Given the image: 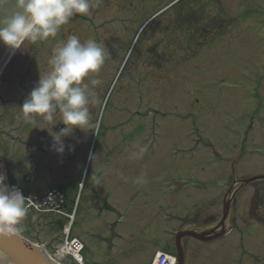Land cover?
Instances as JSON below:
<instances>
[{
  "label": "rangeland",
  "instance_id": "rangeland-1",
  "mask_svg": "<svg viewBox=\"0 0 264 264\" xmlns=\"http://www.w3.org/2000/svg\"><path fill=\"white\" fill-rule=\"evenodd\" d=\"M173 1L102 0L89 14L75 15L62 25L55 37L35 43L26 41L0 80V158L7 163L13 182L27 183L25 187L30 191L67 186L73 200L84 176L86 188L80 191L81 201L82 191L84 198L93 187L104 193L108 183L101 184L100 180L118 177L122 182L115 184L114 191L123 184L128 192H146L155 202L158 217L126 225L134 238L131 232H124L122 242H115L112 259L122 264H147L154 251L161 250L159 246H167L166 251L171 252L168 247L173 245V236L181 224L178 218L191 220L202 214L200 224L203 213L215 215L210 221L222 217L223 199L232 184L234 158L243 154L242 137L255 116L256 129L249 143L264 145V0H215L221 18L230 21L223 24L226 33L188 61L176 60L165 63L161 71L154 70L150 66L156 63L149 60L159 53L153 54L152 47L161 44L163 48L170 42L162 40L168 38L158 30L160 19L174 11L170 9L156 20L154 15ZM126 20L135 21L128 32L119 29ZM147 21L152 23L141 29ZM113 24L119 30L118 42L111 48L104 46L102 68L85 81L96 100L88 105L89 125L62 137L65 151L58 154L52 150L51 134L65 127L59 113L52 124L37 117L33 125L23 119L20 107L41 74L50 70L48 60L55 47L70 35H76L82 43L93 39V35L97 38ZM179 42L177 46L173 40L163 52L177 53L179 57ZM91 78L102 83L93 86ZM144 146L147 151L134 158L138 148ZM93 156L94 160L90 158ZM31 161L35 162V170ZM248 161L250 167H255L253 175L264 174V152L255 153ZM250 167L236 171L238 175L248 174L252 172ZM25 176L32 181L26 182ZM138 178L143 182L137 183ZM254 189L264 193V184ZM252 195L251 187L240 191L233 210L232 218L242 235L235 231L229 240L213 249L189 242L190 259L197 257L189 264H204V259L214 254L217 260L218 256L224 257L225 264H230L229 259L239 260L234 264H253L240 259L239 254L246 251L257 254L259 263L264 264V228L250 225L247 215ZM29 217L35 222L39 219L44 242L51 243L60 235L59 229L54 232L46 226L48 220L44 222L43 217L29 213L20 221L23 236H27V230H40ZM79 220L78 217L72 227L74 233L83 228L85 233L93 232L90 225ZM40 233L31 232L30 237L37 241ZM241 241L246 251H239ZM221 249L224 254L217 252ZM83 257L86 264H93V245L87 247ZM108 260L98 262L108 264ZM64 264L74 263L67 259Z\"/></svg>",
  "mask_w": 264,
  "mask_h": 264
},
{
  "label": "clouds",
  "instance_id": "clouds-1",
  "mask_svg": "<svg viewBox=\"0 0 264 264\" xmlns=\"http://www.w3.org/2000/svg\"><path fill=\"white\" fill-rule=\"evenodd\" d=\"M102 0H16L17 11L0 22V41L10 50L21 49L25 41L33 43L55 37L62 25L75 15H87ZM105 62V50L95 40L82 43L76 35H70L66 41L54 48L48 60L50 70L41 74L37 85L20 107L23 119L37 124V117L47 124L54 122L59 113L65 127L53 132L52 150L63 154L65 145L62 137L71 134L74 129H83L89 125L88 105L95 103V92H89L86 80L100 71ZM90 83L98 86L102 81L91 78ZM91 96V101H90ZM147 147H139L134 158H139ZM94 160V156L90 157ZM0 176V225L8 232L17 231L11 227L17 225L28 212L25 197L19 190H9ZM141 183L142 178H138ZM52 197L50 196L49 199Z\"/></svg>",
  "mask_w": 264,
  "mask_h": 264
},
{
  "label": "crops",
  "instance_id": "crops-1",
  "mask_svg": "<svg viewBox=\"0 0 264 264\" xmlns=\"http://www.w3.org/2000/svg\"><path fill=\"white\" fill-rule=\"evenodd\" d=\"M105 182L108 184L105 186L107 189L104 193L92 186L93 188L84 198L83 191L78 207L76 220L79 217V222L90 225L93 232L85 233L83 228L77 230L76 233L73 231V234L84 242L85 251L87 247L93 245V264H99L98 260L100 259L102 262H107V259H109L108 264H122L120 260L116 261L112 258L115 242H122L125 237L123 233L125 232L127 235L131 232L126 225L130 227L135 222L146 223L149 218L158 217L159 209L155 202L149 199L146 192L130 193L124 188L123 184H118L119 189L114 191L115 184L122 182L118 177H114L113 180H100L101 184ZM10 183L13 187L30 191L25 187L27 183L17 184L11 178ZM98 188L100 187L98 186ZM64 224V221L58 220L56 231L61 229V232ZM132 237L134 238L133 235ZM158 249L165 248L159 246ZM156 250L152 255V259L155 253L159 251ZM151 261L147 264H150Z\"/></svg>",
  "mask_w": 264,
  "mask_h": 264
},
{
  "label": "water",
  "instance_id": "water-1",
  "mask_svg": "<svg viewBox=\"0 0 264 264\" xmlns=\"http://www.w3.org/2000/svg\"><path fill=\"white\" fill-rule=\"evenodd\" d=\"M16 11V0H0V22L9 18ZM13 52L14 51L10 50L2 41H0V73L6 66ZM259 180H264V176L251 179L250 181H245L242 184H249L250 182H255ZM231 202V199H229L226 203L222 224L228 219L231 209ZM256 204L257 197L255 196L251 203L250 218L262 221V219L256 216ZM187 235L194 236L197 238L199 236L193 232L181 233L178 236L177 243L179 244L180 240ZM0 264L53 263H51L40 250L34 248L28 242L24 241L23 239L17 236L9 235V233L4 230V228L0 227ZM179 264H184L182 254H180Z\"/></svg>",
  "mask_w": 264,
  "mask_h": 264
},
{
  "label": "flooded vegetation",
  "instance_id": "flooded-vegetation-1",
  "mask_svg": "<svg viewBox=\"0 0 264 264\" xmlns=\"http://www.w3.org/2000/svg\"><path fill=\"white\" fill-rule=\"evenodd\" d=\"M208 1L209 0H204V2H208ZM213 16H217V15H213ZM170 18H171L170 21H173V24L172 25L176 28L177 27V22H178L177 14L171 15ZM114 22H116V21H114ZM122 22L126 23V25L125 26H122V27L120 26L121 28H119V29L122 30V31H124V32H128L135 25V21H132V20L131 21H127L126 20V21H122ZM173 31H175L177 33V31L175 29H173ZM107 32H111L109 37L106 36V33ZM118 32H119V30L116 27V24H113V25H111L110 30H106V31H101L100 32V34L96 38V42L100 46H102L104 48V50H105V47L104 46H106V47L109 46V48H111V45H114L115 43L118 42V40H117ZM161 32H163V29L161 30ZM159 48L161 50L158 51ZM166 48H168V47H163L162 48V45L161 44H158V45H155V46L152 47L153 54H158L159 53V55H156V56L153 55L150 58L149 62L150 63H152V62L153 63H156L155 66L156 67L159 66V69L161 68V64H162V62H161V55L160 54H162L163 51ZM142 90H143V87H142ZM254 121H255V117H253V119L251 120V123H253ZM242 138L245 140L244 143H243V150H248L249 152H251L253 150H257L260 147V146H258V143L257 142H255L254 144H250L249 143V140H251V138H252V137H249V135H246V136H244ZM240 141H241V145H242V140H240ZM260 149H264V145ZM241 169L247 170L248 167H246V165H244V166H241ZM242 179H244V177ZM254 192L255 193H258L259 192V194H260V205H259V209H258V214L260 216H262V215L264 216V193H262L261 191H257L256 189H255ZM213 219H215V215L214 214H211V215H208L206 221L213 220ZM184 253H185V256H186L187 255V248H185V247H184ZM212 257H214L215 258V261H216L214 264H225L224 257L222 259H220V256H218V260H217V255H212ZM237 261H239V260L229 259V262H233V264L236 263Z\"/></svg>",
  "mask_w": 264,
  "mask_h": 264
},
{
  "label": "trees",
  "instance_id": "trees-1",
  "mask_svg": "<svg viewBox=\"0 0 264 264\" xmlns=\"http://www.w3.org/2000/svg\"><path fill=\"white\" fill-rule=\"evenodd\" d=\"M185 21H186V19H183L182 24H183ZM193 21H194V23L198 24V23L200 22V18H194ZM187 39L189 40V42H192V43H194V42L197 43V41H198V40H197L198 38H196L195 35H194L193 37H187ZM214 39H215V36H214L213 38L211 37L210 40H209V42H210V41H213ZM207 42H208V40H205V41H204V44L207 43Z\"/></svg>",
  "mask_w": 264,
  "mask_h": 264
},
{
  "label": "built area",
  "instance_id": "built-area-1",
  "mask_svg": "<svg viewBox=\"0 0 264 264\" xmlns=\"http://www.w3.org/2000/svg\"><path fill=\"white\" fill-rule=\"evenodd\" d=\"M1 167H0V176H3L2 175V172H1ZM4 177V176H3ZM52 197L51 199H49V197ZM56 196L54 194H50L48 195V197L44 200V203H43V206H48V205H51L53 204L55 201H56ZM40 207V206H39Z\"/></svg>",
  "mask_w": 264,
  "mask_h": 264
}]
</instances>
